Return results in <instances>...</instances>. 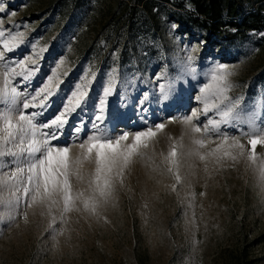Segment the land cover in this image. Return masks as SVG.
<instances>
[{"label":"rangeland","instance_id":"374dc122","mask_svg":"<svg viewBox=\"0 0 264 264\" xmlns=\"http://www.w3.org/2000/svg\"><path fill=\"white\" fill-rule=\"evenodd\" d=\"M88 1L92 10L84 6L62 17L53 7V0H0L3 28L23 32L25 40L15 51L8 52L6 59L31 55L32 44L37 52L47 49L37 60L39 72L30 82L19 84L21 92L41 87L52 74L51 69L64 61L58 69L63 83L38 122H48L62 110L61 98L70 95L91 68L96 77L87 103L68 117L63 134L52 143L71 144L74 128L81 121V139L91 134V121L107 74L116 68L118 82L108 97L104 121L110 131L115 128L112 134L134 133L161 122L166 127L143 150L145 156L135 158L126 170L123 186L115 185L111 199L97 214L84 210L77 202L76 209L61 220L62 205L55 207V233L49 228L52 216L46 208H21L15 221L0 222V264H264V188L258 183L254 167L242 158L238 163L225 161L222 166L209 162L206 171L198 159L181 157L182 182L173 191L175 180L165 171L163 162L173 142L169 137L178 141L186 131L179 120L168 121L201 107L195 97L207 82L206 74L217 63L227 64L234 71L229 96L242 98L241 108L255 110L258 126L264 127V112L260 110L264 99V49L259 34L249 32L246 39L233 45H210L200 33H185L176 23L168 22L156 34L147 33L129 44L121 41L117 45L113 35L107 41L97 38L95 26L101 10L118 0ZM229 1L235 2L239 15L259 5L264 10V0ZM183 6L191 8L188 1ZM189 53L195 57V78L180 80L175 94L158 102L159 85L166 79L157 77L166 73L167 78H175ZM145 95L148 99L141 104ZM206 119L200 116L199 122ZM222 127L233 136L248 131L247 125ZM190 135H185V145ZM216 143L219 141L212 137L203 151H210ZM241 143L250 148L247 137H241ZM256 151L264 157V146L258 145ZM91 171L92 166L85 164V179ZM73 185L74 189L86 187L75 179ZM0 196L7 199L8 190L0 191Z\"/></svg>","mask_w":264,"mask_h":264},{"label":"snow or ice","instance_id":"6c2138e0","mask_svg":"<svg viewBox=\"0 0 264 264\" xmlns=\"http://www.w3.org/2000/svg\"><path fill=\"white\" fill-rule=\"evenodd\" d=\"M0 11H4V8L0 7ZM24 43L23 32L6 31L3 21L0 20V191L7 189L9 192L7 199L0 196V222L15 221L21 208L41 207L46 208L48 215L52 216L49 228L55 233V207L62 205L61 220L76 209L77 202L82 203L84 210L97 214L100 207L111 199L115 185L119 183L123 186L126 170L135 158L145 156L143 150L149 148L150 142L165 129L166 124L161 122L147 125L145 121L147 126L143 130L112 134L115 128L110 131L104 121L108 97L115 92L118 82V71L113 68L107 74L96 114L91 121V134L81 139L80 133L84 128L81 121L74 128L75 135L72 136L71 144H53L52 141L58 140L63 134L68 117L77 108H81L82 104L87 103L91 82L95 80L96 73L89 68L70 95L61 98L62 110L50 121L38 122V117L51 107V98L63 83L59 80L58 69L64 61H59L51 69L52 74L46 77L41 87L32 92H21L19 84L30 82L39 72L37 60L47 50L40 48L37 52L36 45L32 44L31 55L23 59H6L8 52L15 51ZM194 59L189 53L175 78H167L166 73L157 77L166 79V83L159 85L158 102L169 100L175 94L176 83L180 80L195 78ZM233 75L234 71L229 65L215 64L206 74L207 82L200 87V94L195 97L201 107L193 109L190 115L174 117L168 121L172 123L179 120L186 130L178 141L169 137L173 142L163 158L165 171L175 180L171 185L173 191L182 182L181 157L198 159L204 163L206 171L209 162L222 166L225 161L238 163L243 158L254 167L258 183L264 188V157L258 156L256 151L258 145L264 146V127L258 126L255 110L246 111L241 108L242 98L229 96L233 88L230 77ZM147 99L145 95L140 103L143 104ZM29 108L38 111L28 113L25 110ZM260 110L264 112V99L260 102ZM200 116H205L206 122H199ZM240 125L248 126V131H241L240 136L229 135L222 127L238 128ZM44 129L51 131L46 132ZM188 133L191 135L189 143L185 145L184 138ZM212 137L219 143L210 151H203L212 141ZM241 137L248 138L250 148L241 143ZM73 149L77 151L74 153ZM85 164L92 166L87 179L83 172ZM74 179L78 183L86 184V187L74 189ZM192 197L195 198V193H192ZM5 208L6 213L3 211ZM27 218L25 212V221Z\"/></svg>","mask_w":264,"mask_h":264},{"label":"trees","instance_id":"16d2710c","mask_svg":"<svg viewBox=\"0 0 264 264\" xmlns=\"http://www.w3.org/2000/svg\"><path fill=\"white\" fill-rule=\"evenodd\" d=\"M184 1L191 4L190 9L183 6ZM52 4L62 17L84 6L93 9L88 0H53ZM239 14L235 2L229 0H118L114 6L101 10L95 36L107 41L113 35L117 45L121 41L129 44L138 36L156 34L162 25L174 22L185 33H200L210 45H233L246 39L249 32L258 33L264 49V35H261L264 33V10L261 5ZM91 18L97 21L94 16Z\"/></svg>","mask_w":264,"mask_h":264}]
</instances>
